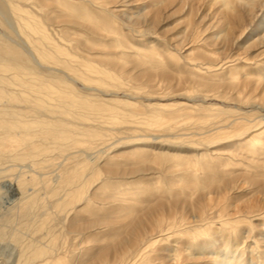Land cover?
Instances as JSON below:
<instances>
[{
  "label": "bare ground",
  "instance_id": "1",
  "mask_svg": "<svg viewBox=\"0 0 264 264\" xmlns=\"http://www.w3.org/2000/svg\"><path fill=\"white\" fill-rule=\"evenodd\" d=\"M197 2L218 7L217 17L209 23L191 18L167 42L155 40L163 11L190 16ZM54 16L64 21L56 23ZM254 24L253 31L262 30L255 39L264 44V0H0V162L31 167L18 164L16 171H28L16 177L9 168L14 175L3 173L15 177L10 183L21 199L0 217V241L9 242L0 250L9 264H264V196L239 209L221 203L222 196L205 200L221 181L264 177V127L249 134L264 126V114L231 111L234 119L221 118L227 113L222 106L190 104L189 94L264 82V65L247 71L235 62L240 56L221 52L244 42ZM203 47L208 51L197 55ZM116 55L146 68L139 79L161 78L166 87L175 81L186 91L178 97L187 101L162 96V103L148 105L153 110L141 114L144 123L190 108L219 116L191 146L197 151L150 145L116 151L113 138L120 131L114 126L140 114L136 97L160 94L155 83L147 88L130 72H114ZM214 89L203 97L215 96L209 92ZM59 157L64 160L54 181L45 169ZM123 157L158 169L134 177L104 170ZM254 187L264 189V180L256 179ZM94 216L100 225L78 228L82 218ZM58 219L67 223L58 228ZM252 221L262 222L257 233Z\"/></svg>",
  "mask_w": 264,
  "mask_h": 264
},
{
  "label": "rangeland",
  "instance_id": "2",
  "mask_svg": "<svg viewBox=\"0 0 264 264\" xmlns=\"http://www.w3.org/2000/svg\"><path fill=\"white\" fill-rule=\"evenodd\" d=\"M137 2H141V0H137ZM143 4H146L145 2L140 3L137 6H143ZM206 7H205V6ZM135 7H133L134 9ZM218 7L215 6H210L207 5L206 2H197L194 4V6L192 7V13L189 16L187 14V12H180L178 11L176 13V15L173 14V10H165L162 12V23L161 25H157L155 26V31L153 34L157 36V38H155V40L157 41L160 40V43L162 44L165 40L166 42L172 38L171 34L173 32H177L180 31L181 29H183L185 26L187 25V23L189 22H193L192 20H197V18H201L204 17V21L208 22V20L210 19L209 22H211L212 20H214L215 18V11L217 10ZM134 10H138V9H134ZM55 13V12H53ZM182 13V14H181ZM181 14V15H180ZM55 15V14H53ZM52 15V18H53ZM183 15V16H182ZM196 16V17H195ZM217 17V15H216ZM60 18V17H58ZM192 18V20H191ZM60 20L59 22L62 23L63 21L62 18L58 19ZM57 20V17L54 16V19L52 21H56V23H59ZM208 22V23H209ZM207 23V24H208ZM206 24V25H207ZM206 25H201V27H205ZM184 26V27H183ZM200 26V24H199ZM255 28V24L254 26H251L250 29H248V31L245 33L246 37L244 42H241L238 47L237 46H232V47H228L227 49L221 51L222 53H224V55H237L240 56V59H236L235 62H237V65L240 68H243V66L247 65L246 68H248L247 71H252L254 72L255 65L257 64H262L264 65V44L256 41L257 39H255L257 36H260V34H262V30L259 32L253 31ZM5 28L3 25H0V34L4 33ZM251 31L253 32L252 35L250 34ZM210 32V31H208ZM71 36H75V33L70 34ZM176 35V34H175ZM250 36V37H249ZM252 36V38H251ZM80 38L84 37V34L81 33V35L79 36ZM175 37V36H174ZM251 38V39H249ZM84 39V38H83ZM150 40H153V38H149ZM88 42H93L95 43L96 41H93L92 39H85ZM97 46L95 48V50H100L102 46V44H97L95 45ZM84 47V46H82ZM99 47V48H98ZM211 48V47H210ZM82 51H85V49L80 48ZM201 51L197 53V55L202 56L203 51L207 50L206 48H202L200 49ZM208 51V50H207ZM86 54L88 55V52H86ZM101 54V53H100ZM222 56V54H221ZM122 60L121 57H118L116 55V58L114 59V72H116L117 74H124V73H129L127 74L128 76H132L134 82H137V84H144L146 86H148L147 88L150 87L151 84L155 83V89L157 90L160 94H156V93H149L148 96H145L144 94L142 95H138L136 97L135 102H137L139 104L137 110L138 113H140L139 115H137L136 117H132V116H128L124 121L122 122H118L116 126H114L115 129H118V131H120V133L118 132L116 134V136H114L113 140L115 143L114 148H117V152L119 151H130L133 150L134 148H138L141 147L143 145H150V146H163L165 148H172V149H176L179 151H184L187 153L192 154L193 152L197 151L195 148H192L191 146H197L198 144V139L200 137V133L207 130L208 126L213 124V121L215 118H219V116H223L221 118H229V119H234V116H230L231 111L233 115H238L240 112L245 111L248 112V114H252L251 118L256 117L258 114H264V111H260L258 110L257 105H261L260 107L264 108V82H260L257 85H237L235 87H230V86H223V88H220L219 90H215L214 87H205V88H200L199 90L195 91L193 89L189 94L191 95L190 98H192L190 100V104H194V105H199V106H206V105H220L222 106L227 113L226 114H222L219 116H213L210 112H208L207 110L198 108V109H188L186 110H180L179 112H175V113H171L169 111L164 112L165 114H167V120L166 121H160V123L155 122L154 124H147L144 123L143 121H145L143 119L142 116H144L146 113L148 114L149 111L153 110L151 107H148V105L150 104H155V103H162L163 101H169L172 103H177V102H182V101H187L186 98H179L178 94H182V93H186L185 90L182 89L183 85L180 84V86H178V83L172 82V85H168L167 87L166 82L164 80H162L161 78H154L157 79L158 81H149L147 80L148 78H141L139 79L138 77H144L147 75H143V70L140 69H146L144 68H138L136 66H134V63L132 62H124V61H120ZM248 63H246V62ZM119 68H117V67ZM122 67V68H121ZM251 67V68H250ZM142 71V72H141ZM150 71L152 73L156 72L155 70H147ZM242 74V72H241ZM237 75V77H241L242 75ZM135 77H137L138 79H136ZM172 79V78H171ZM176 84V85H175ZM77 86L79 88L83 89V85H81L80 83L77 84ZM178 86V87H177ZM182 86V87H181ZM206 89H214V90H209V92L211 94H214L215 96H211L207 99H205L203 97L202 94H204V90ZM120 95H123V93H119ZM220 95H225V97H222ZM162 96H166L165 100H160L162 98ZM227 96V97H226ZM248 98V99H246ZM257 101V103H255ZM130 112V108H125ZM142 114V116H141ZM135 121V122H133ZM262 126V127H261ZM263 124L258 125V127H255L253 129V132L249 133L251 135L257 134L258 132L261 131V129L263 128ZM131 135H134L133 137ZM118 139V140H115ZM116 141V142H115ZM108 148V147H107ZM214 148H228L225 145H215ZM108 151V150H104L103 152ZM204 151V150H201ZM101 150V153H103ZM106 154H108V152H106ZM106 154H100V155H106ZM135 155H139L138 153H136ZM88 158H93L95 159L96 154H90L87 155ZM91 156V157H90ZM131 156V155H130ZM61 158V157H59ZM63 158V157H62ZM61 158V159H62ZM55 158V163L57 167H55V163L52 164L50 167H48L47 169H49L47 171V169H45V172L49 173L51 176V179H53L54 181L57 179V173H58V167L60 166V164L63 162L64 158L62 159V161L60 162L61 159ZM59 161V162H58ZM133 160H128V158L123 157V158H119L117 160H114L112 163L114 165H111L110 167H104L105 169H111L110 171L113 173L110 175H116V176H138V174L140 175V173L142 172H148L152 169H158L155 168L157 167L156 164H153L151 162H136V163H132ZM9 162V161H8ZM2 163H7V161H3ZM11 165L13 163V161H10ZM10 163H7V165L5 164V166L3 164H1L0 162V173L2 172V175H4L3 173L9 174L13 171V170H17V165H21V167H25L23 165H27L26 168H31L28 165V162H17V163H13L14 165L9 166ZM145 163V164H144ZM23 164V165H22ZM118 164V165H117ZM2 165L4 167H2ZM8 166V167H6ZM16 166V169L13 167ZM138 166V167H137ZM2 168V169H1ZM8 168L10 170H12L10 172V170H8ZM21 169L20 166L18 167V171H16L15 173L12 172V174H15V177L21 172H25L30 170L28 168L27 169ZM55 168V169H54ZM123 168V169H122ZM50 169H54L53 171L56 173H53V171L50 173ZM8 170V171H7ZM20 170V171H19ZM23 171V172H22ZM10 172V173H9ZM121 172V173H120ZM17 173V174H16ZM53 173V175H52ZM4 175V177L0 174V178L4 179L3 182L2 180L0 181V210H2L0 212V217L4 216L6 214V212H9L10 209L8 207L14 205L17 199L19 200L20 195L17 193V191L15 190V187L13 186L10 180V178H15V177H11L8 175ZM13 174V175H14ZM107 174L106 171H104V175ZM130 174V175H129ZM103 175V177H104ZM257 178L256 179H262L264 180V177H260L259 178V174H256ZM53 177V178H52ZM56 177V178H55ZM115 177V176H112ZM132 177V178H133ZM55 178V179H54ZM255 177L247 176V177H242L239 179H236L235 181H230L227 183H224V181L219 182L216 186H214L213 188H211V190L213 191V193H211V197L205 198V200L210 201L214 198H216L217 196H222V199H220L221 203H229V204H233L232 208L233 209H239L241 207H244L245 205H253V204H258L260 201V198L262 196H264V189L261 188H256L254 187V182L256 181V179H253ZM8 179L10 181H8ZM116 179V178H114ZM52 180V181H53ZM227 185L229 186V188L227 187ZM256 188V189H255ZM235 189V190H234ZM30 190H32V188L29 189V192H31ZM13 191H16L13 193ZM16 193V194H15ZM42 195L44 192H41ZM261 196V197H259ZM17 198V199H16ZM15 204V206L10 207L11 210L16 207V205H18L20 202V200ZM11 201V202H10ZM247 202V203H245ZM6 205V206H5ZM50 204L48 205V210H52V208H49ZM51 207V206H50ZM236 207V208H235ZM258 207V206H257ZM5 209V210H4ZM8 210V211H6ZM5 212V214H4ZM6 216V215H5ZM96 220V221H95ZM92 221V223L90 222ZM95 221V222H93ZM80 225L78 226V228H82L85 229L86 227L91 226V228L96 227L98 225H100L102 223L101 220H99L96 216L94 217H89V218H82L80 221ZM88 222H90L88 224ZM97 222V223H96ZM58 224H62L64 226V224L67 223V221L64 220H60L58 219ZM87 223V224H86ZM94 223V224H93ZM261 223L260 221H252L253 224V229H254V233H257L259 230L258 228H261ZM10 228H17V225L15 223V227L13 226V224H10ZM86 225V226H85ZM61 227V225H60ZM58 226V228H60ZM58 228H56L58 230ZM24 231V228L23 230ZM26 231V236L27 233H30V231ZM25 235V233L23 234ZM2 243V244H1ZM5 243V244H4ZM9 242H4V241H0L1 245H8ZM0 245V246H1ZM250 245H253L252 243H250ZM6 252V251H5ZM0 250V263L1 264H9V255L6 252ZM6 254V255H5ZM1 255H5V256H1ZM5 259H4V258Z\"/></svg>",
  "mask_w": 264,
  "mask_h": 264
}]
</instances>
